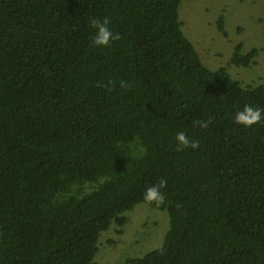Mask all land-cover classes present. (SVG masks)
<instances>
[{
	"label": "trees",
	"instance_id": "16d2710c",
	"mask_svg": "<svg viewBox=\"0 0 264 264\" xmlns=\"http://www.w3.org/2000/svg\"><path fill=\"white\" fill-rule=\"evenodd\" d=\"M182 1L0 0V264H102L101 233L140 203L169 226L126 264H264V119L234 122L264 86L205 66ZM161 180L163 202L144 200Z\"/></svg>",
	"mask_w": 264,
	"mask_h": 264
},
{
	"label": "rangeland",
	"instance_id": "374dc122",
	"mask_svg": "<svg viewBox=\"0 0 264 264\" xmlns=\"http://www.w3.org/2000/svg\"><path fill=\"white\" fill-rule=\"evenodd\" d=\"M178 11L185 37L209 65H205L208 69L225 68L232 78L238 76L252 81V86H264V0L182 1ZM220 17L224 21L223 31L218 25ZM238 45L243 55L253 49L258 51L254 65H231ZM168 226L165 211L146 203L137 204L126 212L124 227L113 226L101 233L94 261L126 264L128 259L143 257L162 245Z\"/></svg>",
	"mask_w": 264,
	"mask_h": 264
},
{
	"label": "clouds",
	"instance_id": "9594fccd",
	"mask_svg": "<svg viewBox=\"0 0 264 264\" xmlns=\"http://www.w3.org/2000/svg\"><path fill=\"white\" fill-rule=\"evenodd\" d=\"M93 26L97 29L93 43L98 47H110V41L118 40L119 34H114L108 26V21L92 20ZM264 119V108L254 107L252 105H245L242 110L235 113L234 122L245 127H250L257 124ZM200 124V127H205V123L199 121L195 122ZM177 150L184 148H192L193 150L199 147L196 140H191L184 132L176 134ZM166 187V182L161 180L158 184L148 187L144 192V200L148 202H156L160 204L164 200V193L161 189Z\"/></svg>",
	"mask_w": 264,
	"mask_h": 264
}]
</instances>
